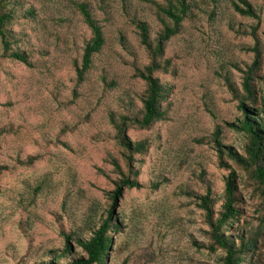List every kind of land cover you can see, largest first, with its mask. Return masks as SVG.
Instances as JSON below:
<instances>
[{
	"label": "rangeland",
	"instance_id": "1",
	"mask_svg": "<svg viewBox=\"0 0 264 264\" xmlns=\"http://www.w3.org/2000/svg\"><path fill=\"white\" fill-rule=\"evenodd\" d=\"M75 1L92 4L106 39L84 82H77L73 63L80 61L90 33L76 14L57 10L35 29L21 23L14 27L30 67L3 57L0 45V264L47 261L43 253L62 247L61 231L70 232L72 220L85 221L107 207V194L121 178L110 161L126 172L110 119L141 108L145 83L135 73L149 60L123 9L131 14L136 10L152 40L160 27L150 4ZM195 1L201 11L195 10L196 18L186 20L181 35L164 49L162 60L170 61L172 72L156 74L172 87L163 104L164 121L148 131L129 128L126 133L131 141L147 140L151 146L139 167L140 189L124 191L116 202L125 229L115 236L107 264H218L219 255L198 250L197 245L205 243V226L194 196L204 193L198 179L204 170L215 209L222 204L227 171L217 166L211 144L217 127L221 142L241 152V135L228 127L240 112L223 77L242 93L235 67L244 69L252 61L246 50L253 28L251 36L264 39V0H247L257 20L235 14L223 3L219 12L224 20L218 23L204 14L211 8L208 1ZM58 17L67 22H57ZM262 54L259 78L254 80L261 90L255 96L258 108L264 99V48ZM44 180L43 191L29 205L32 188ZM155 182L161 183L157 190L152 189ZM242 200L240 223L247 222V235L257 229L259 215L249 194ZM77 233L87 235L84 229ZM259 244L264 247V228ZM73 252H79L75 245Z\"/></svg>",
	"mask_w": 264,
	"mask_h": 264
},
{
	"label": "trees",
	"instance_id": "2",
	"mask_svg": "<svg viewBox=\"0 0 264 264\" xmlns=\"http://www.w3.org/2000/svg\"><path fill=\"white\" fill-rule=\"evenodd\" d=\"M124 2V0H121ZM142 5L150 4L152 12L159 24V31L154 40L151 39L148 25L137 18L135 9H125V15L136 29L139 46L143 49L149 60L148 64L135 77L145 83V90L140 97L141 108L133 114L120 115L117 119H110L114 129L113 139L121 150L125 174L117 161L111 160L119 176L114 182V189L107 194V207L88 216L85 221L72 220L74 228L70 232L61 231L63 244L60 249L43 253L48 259L41 264H107L109 255L115 251L113 247L115 236L123 233L125 229L124 213L116 211V202L122 198L124 191L140 189L138 182L139 167L148 153L151 143L147 140L131 141L126 133L129 128L138 131H148L155 123L165 119L166 108L163 104L170 95L172 87L162 83L156 74L172 72L170 61L162 60L164 49L172 39L181 35L183 24L190 18H196L197 8L195 0H136ZM209 2L207 15L209 22H223L224 15L219 11L223 3L243 17L259 19L256 10L247 0H205ZM102 3V2H101ZM125 4V3H124ZM50 5V6H49ZM129 5V4H128ZM130 6V5H129ZM124 7V6H123ZM225 7V5H224ZM130 8V7H129ZM67 11L74 17L80 18L89 31L90 36L83 42L80 61H74L73 68L78 83L85 81V76L94 65L106 44L103 27L95 17L90 2L75 0H0V45L2 56L19 62L27 67L31 66L24 50L22 38L13 29L18 24L27 25L32 29L43 24L53 12ZM58 16V15H57ZM56 16V17H57ZM57 22L65 23L67 19L58 17ZM232 30V25L228 27ZM256 29H252L251 33ZM235 32V30H234ZM246 36L245 32H235ZM252 44L247 52L252 54L250 65L244 69L235 67L241 74L242 93L227 77L226 89L230 94V101L237 104L240 116L236 122L228 127L239 133L242 137L241 152L230 146H225L220 140V129L213 132L211 144L215 151L216 164L221 170L227 171L224 177L222 190V204L216 210L217 203L213 198L212 187L202 170L198 179L203 186V195L194 196V204L201 211L202 223L205 229L202 236L205 243L198 250L208 255H219L218 264H264V247H261L260 238L264 228V99L258 108L254 80L263 64L264 39L260 40L252 34ZM23 36H28L23 34ZM248 36V35H247ZM120 43L125 40L120 36ZM261 89L264 91V76L261 77ZM253 104H255L253 106ZM128 114V113H127ZM139 165V166H137ZM46 180L35 185L31 190L28 201L32 205L37 196L43 191ZM161 185L155 182L152 189L157 190ZM243 194H249L255 200V212L259 215V225L256 230L246 235L247 222L242 221L244 202ZM80 229L87 231L86 237L77 233ZM73 245L79 250L74 254ZM114 249V250H113ZM116 253V252H115Z\"/></svg>",
	"mask_w": 264,
	"mask_h": 264
}]
</instances>
